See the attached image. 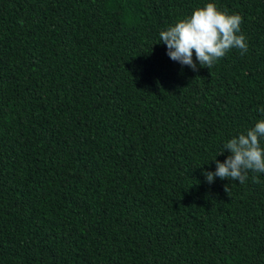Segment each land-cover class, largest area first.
Segmentation results:
<instances>
[{"label": "trees", "instance_id": "16d2710c", "mask_svg": "<svg viewBox=\"0 0 264 264\" xmlns=\"http://www.w3.org/2000/svg\"><path fill=\"white\" fill-rule=\"evenodd\" d=\"M207 3L248 51L193 71ZM262 107L264 0H0V264H264V173L203 175Z\"/></svg>", "mask_w": 264, "mask_h": 264}, {"label": "clouds", "instance_id": "9594fccd", "mask_svg": "<svg viewBox=\"0 0 264 264\" xmlns=\"http://www.w3.org/2000/svg\"><path fill=\"white\" fill-rule=\"evenodd\" d=\"M242 22L243 18L239 14L229 15L226 10L220 11L215 3H207L202 8H196L191 16L179 19L173 26L161 31L159 40L166 46V54L172 61L197 71V63L193 61L195 53L199 66L210 69L233 48L240 50L242 56L247 53V39L241 34ZM260 112L264 114V107ZM262 139L264 118L223 145L219 155L225 151L230 155L224 162L216 158L212 161L216 170L203 173L206 182L211 184L218 177L244 184L249 171L264 173V147L260 144Z\"/></svg>", "mask_w": 264, "mask_h": 264}]
</instances>
